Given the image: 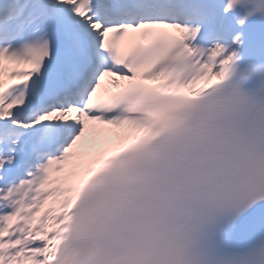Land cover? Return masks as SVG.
<instances>
[{
  "label": "snow or ice",
  "instance_id": "6c2138e0",
  "mask_svg": "<svg viewBox=\"0 0 264 264\" xmlns=\"http://www.w3.org/2000/svg\"><path fill=\"white\" fill-rule=\"evenodd\" d=\"M0 264H264V0H0Z\"/></svg>",
  "mask_w": 264,
  "mask_h": 264
}]
</instances>
